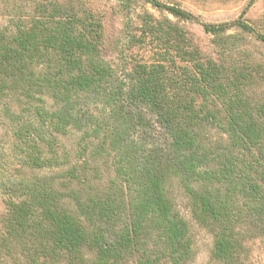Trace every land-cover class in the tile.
I'll list each match as a JSON object with an SVG mask.
<instances>
[{
    "label": "trees",
    "instance_id": "16d2710c",
    "mask_svg": "<svg viewBox=\"0 0 264 264\" xmlns=\"http://www.w3.org/2000/svg\"><path fill=\"white\" fill-rule=\"evenodd\" d=\"M145 1L195 21L178 5ZM37 14L15 33L0 29V107L22 168L43 173L4 185L0 264H88L87 253L92 264H122L127 256L150 264L142 247L159 229L186 255L187 224L170 198L175 180L195 220L214 227V258L242 264L236 216L246 210L264 223V101L251 102L256 75L231 59L235 37L226 33L236 27L262 42L264 35L243 17L203 25L221 49L214 60L178 22L147 15L130 43L150 46L153 60L118 76L101 58L100 22L57 3L39 5ZM209 127L226 135V153ZM69 138H76L72 149ZM99 160L115 173L105 186L91 164ZM122 211L124 229L110 239Z\"/></svg>",
    "mask_w": 264,
    "mask_h": 264
},
{
    "label": "rangeland",
    "instance_id": "374dc122",
    "mask_svg": "<svg viewBox=\"0 0 264 264\" xmlns=\"http://www.w3.org/2000/svg\"><path fill=\"white\" fill-rule=\"evenodd\" d=\"M165 4L178 5L190 12L194 22L178 21L164 11L155 9L145 0H0V29L8 33H15L16 24L29 22L37 17V7L41 4L57 3L67 9L74 8L83 19L93 17L102 25L100 55L105 65L114 69L118 76L130 71L138 61L152 62L153 52L150 46H135L130 43L132 35L139 36L142 32L143 19L150 15L156 21L169 18L185 29L194 45L205 57L218 60L219 51L217 38L205 33L203 25L233 24L243 17L248 24L264 35V0H161ZM226 35H233L234 39L229 48L230 57L238 65H246L256 75V83L248 95L252 103L264 101V42L253 35L243 33L238 28H232ZM230 45V44H229ZM15 110V109H14ZM92 113L98 114L99 108L92 106ZM13 128L0 107V233L2 222L7 214V195L4 185L17 179L43 176V173L33 172L22 168L20 150L16 147ZM213 143H219V153H226L229 148L226 135L217 129L208 128ZM76 138L64 139L68 149H72ZM264 152V143H263ZM92 166L100 167L102 172V186L115 178V173L105 161L92 162ZM211 166L216 167L212 162ZM170 198L174 210L179 218L187 224L186 238L187 254H181L172 248L165 232L154 230L146 238L142 249L146 252L144 260H151L150 264H222L213 256L215 246L214 227L199 224L192 215L190 199L178 180L169 187ZM237 201V205H241ZM238 210L240 208L237 207ZM112 223L110 239L124 229L127 220L126 212ZM235 234L237 241L243 247L242 264H264V233L260 232L262 220L256 219L246 210L236 216ZM88 264H92L93 255L86 254ZM142 258V257H141ZM140 258V259H141ZM122 264H138L136 257L127 256ZM147 260V261H148ZM3 264H25L22 258L19 262L6 258Z\"/></svg>",
    "mask_w": 264,
    "mask_h": 264
}]
</instances>
